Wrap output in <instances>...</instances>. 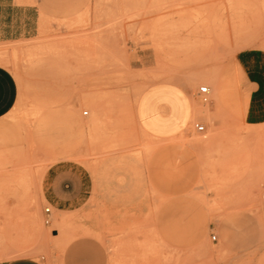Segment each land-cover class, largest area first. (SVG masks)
Returning <instances> with one entry per match:
<instances>
[{
  "label": "rangeland",
  "instance_id": "rangeland-1",
  "mask_svg": "<svg viewBox=\"0 0 264 264\" xmlns=\"http://www.w3.org/2000/svg\"><path fill=\"white\" fill-rule=\"evenodd\" d=\"M30 3L37 34L0 45L19 86L0 119V263L264 264V0ZM169 83L194 114L159 139L137 117L188 112ZM55 171L73 187L51 190Z\"/></svg>",
  "mask_w": 264,
  "mask_h": 264
},
{
  "label": "crops",
  "instance_id": "crops-1",
  "mask_svg": "<svg viewBox=\"0 0 264 264\" xmlns=\"http://www.w3.org/2000/svg\"><path fill=\"white\" fill-rule=\"evenodd\" d=\"M39 24V9L35 4L30 3V0H0V45L33 38L39 30ZM169 84L182 92V98L188 102V112L180 114L170 103L161 101L153 103L161 123H154L149 113L137 117L141 128L159 139L179 136L188 127L194 114L190 91L182 86ZM18 97L19 86L14 74L9 68L0 64V119L14 109ZM60 172L62 171H55L50 175L51 190L56 192L69 186L73 187L75 184L71 173ZM54 203L59 204L58 199ZM0 264L43 263L34 258L24 257Z\"/></svg>",
  "mask_w": 264,
  "mask_h": 264
},
{
  "label": "built area",
  "instance_id": "built-area-1",
  "mask_svg": "<svg viewBox=\"0 0 264 264\" xmlns=\"http://www.w3.org/2000/svg\"><path fill=\"white\" fill-rule=\"evenodd\" d=\"M200 95H201V99L203 102H208L209 101V95H210V88L207 86H203L200 88L199 91ZM85 115H87L88 113H84ZM196 129L198 132L203 133L205 131V127L201 124H196ZM46 212H50V209H46ZM213 239L215 240L216 237L214 236Z\"/></svg>",
  "mask_w": 264,
  "mask_h": 264
},
{
  "label": "bare ground",
  "instance_id": "bare-ground-1",
  "mask_svg": "<svg viewBox=\"0 0 264 264\" xmlns=\"http://www.w3.org/2000/svg\"><path fill=\"white\" fill-rule=\"evenodd\" d=\"M220 100H223V98H222V95H221V93H220V97H218V101H220ZM95 104V103H94ZM97 110H99V109H97ZM93 111V110H92ZM97 112V111H96ZM95 112V113H96ZM85 113H88V112H85ZM97 115V114H96ZM96 115H94L93 117H92V119H91V121H92V123H98V122H100V118L98 119V117L96 116ZM100 116V115H99ZM99 125H101V124H99ZM94 127H96L95 125H93ZM99 127V126H98ZM147 160V159H146ZM162 261V260H161Z\"/></svg>",
  "mask_w": 264,
  "mask_h": 264
}]
</instances>
